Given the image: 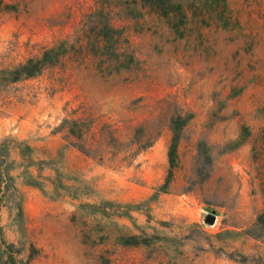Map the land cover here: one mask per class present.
<instances>
[{
    "label": "rangeland",
    "instance_id": "obj_1",
    "mask_svg": "<svg viewBox=\"0 0 264 264\" xmlns=\"http://www.w3.org/2000/svg\"><path fill=\"white\" fill-rule=\"evenodd\" d=\"M152 2L0 0V262L264 264V0Z\"/></svg>",
    "mask_w": 264,
    "mask_h": 264
},
{
    "label": "trees",
    "instance_id": "obj_2",
    "mask_svg": "<svg viewBox=\"0 0 264 264\" xmlns=\"http://www.w3.org/2000/svg\"><path fill=\"white\" fill-rule=\"evenodd\" d=\"M153 6L156 4L160 5V0H153ZM49 58L55 59L50 62ZM59 54L57 53V50L55 48L46 50L41 57L37 58H32L27 60L24 64H20L17 67H15L13 70L10 71V74L13 76L12 81H19L21 79L25 78H31L36 75H38L43 68L48 67V66H53L55 62L58 60ZM5 72V71H4ZM187 123V118L181 119L179 116L172 118L170 121V130L172 133L171 141L168 147V158H169V163H170V177H172V170L176 167V160H177V146L178 142L180 139L181 131L183 127ZM204 158V160L209 161V158L206 153H200L199 158L201 157ZM6 155H4V162L5 161ZM3 175V174H2ZM5 193H8V191L11 188V180L8 175H5ZM209 176L205 175V177L201 181H205ZM260 220L264 223V210L260 215ZM2 264H28L24 263L21 260H16L13 258V256H9L6 261L0 262Z\"/></svg>",
    "mask_w": 264,
    "mask_h": 264
},
{
    "label": "water",
    "instance_id": "obj_3",
    "mask_svg": "<svg viewBox=\"0 0 264 264\" xmlns=\"http://www.w3.org/2000/svg\"><path fill=\"white\" fill-rule=\"evenodd\" d=\"M208 222H213V218L210 217V218L208 219Z\"/></svg>",
    "mask_w": 264,
    "mask_h": 264
}]
</instances>
